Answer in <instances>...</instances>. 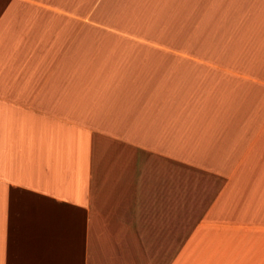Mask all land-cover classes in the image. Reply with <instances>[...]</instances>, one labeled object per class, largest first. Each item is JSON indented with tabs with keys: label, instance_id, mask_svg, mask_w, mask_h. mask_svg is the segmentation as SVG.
I'll return each mask as SVG.
<instances>
[{
	"label": "crops",
	"instance_id": "1",
	"mask_svg": "<svg viewBox=\"0 0 264 264\" xmlns=\"http://www.w3.org/2000/svg\"><path fill=\"white\" fill-rule=\"evenodd\" d=\"M0 264H264V0H0Z\"/></svg>",
	"mask_w": 264,
	"mask_h": 264
}]
</instances>
